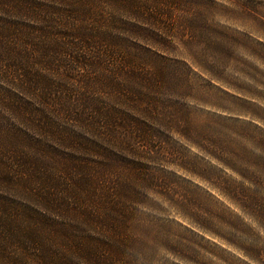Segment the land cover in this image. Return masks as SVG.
Segmentation results:
<instances>
[{
  "label": "rangeland",
  "instance_id": "obj_1",
  "mask_svg": "<svg viewBox=\"0 0 264 264\" xmlns=\"http://www.w3.org/2000/svg\"><path fill=\"white\" fill-rule=\"evenodd\" d=\"M153 1L164 12L152 21L142 6ZM93 4L98 13L81 30L41 31V22L0 10L5 39L44 35L42 48L58 58L54 70L26 61L52 87L47 101L0 75V169L15 149L40 165L0 177V223L50 220L55 227L40 224L44 243L64 264H264V226L244 211L252 195L264 206V0ZM71 37L98 45L79 50L88 66L49 45ZM99 171L117 190L118 226L107 235L113 250L100 252L106 235L83 214L99 209L90 198ZM43 190L79 211L47 208ZM9 235L0 233V264H39Z\"/></svg>",
  "mask_w": 264,
  "mask_h": 264
},
{
  "label": "trees",
  "instance_id": "obj_2",
  "mask_svg": "<svg viewBox=\"0 0 264 264\" xmlns=\"http://www.w3.org/2000/svg\"><path fill=\"white\" fill-rule=\"evenodd\" d=\"M59 3L61 6H48L44 8L41 7L39 3H30L28 0L24 3L0 0V10L9 15L24 16L26 18L41 22L43 25L39 27L41 31H46L45 24L47 23L62 24L63 26H68L69 28L78 30L85 29L88 27L87 25L91 23L89 22V18L95 16V14L98 13L97 7L93 4V0H60ZM163 9V7L161 8V3L157 1H153L146 6H142V10H145L146 13L152 15L150 17L152 21L157 18V13L164 12ZM98 22L101 21L97 20L96 23ZM21 30H23V28L18 27L15 32ZM9 31L10 30L7 27L0 29V75L5 77V79L17 81L18 86L27 90L33 92H38L39 90L38 94L42 96L43 100L47 101V96L49 95L48 90H51L52 87H50L48 84H43L44 87H42V82H39L30 69L32 67L31 64H28L26 61H34L43 69L54 70L57 68L56 62H58V58L51 54L53 51L52 48H42V46H45L43 45L45 41L49 39L44 35L32 37L29 34H24L20 36L14 35V38L10 39L9 41L4 38L7 36ZM16 39H20L17 47L12 44V42L15 43ZM70 39L76 41L63 44L60 42H53L51 44L49 43V45L56 46L60 44L66 46L69 51L66 54L72 56L71 61L76 62L78 66H88V64L91 62H89V60L84 56V54L79 52V50H98V45H96L95 41H93L90 37H71ZM24 46H27L29 50H22V47L24 48ZM74 48L77 50L75 51ZM55 49L57 53L56 55H61L65 52L57 47ZM16 110L18 109L16 108ZM27 113L34 114L33 110H29ZM39 125L41 128H49L47 125H44L43 122L39 123ZM1 143L2 142L0 140V147L2 146ZM12 153L13 155L8 156L11 158H8L3 154L1 155L4 162V167L10 170L3 171L0 169V177L4 180L11 179L10 172L11 170H14L12 167L20 168L22 170L29 168L30 170H33L34 164L40 166L36 160H34V158H30L29 160L26 156H20L16 149L15 151L13 150ZM5 160L7 162H5ZM29 164H31V167H28ZM99 173H101L100 178L97 179L95 187L92 188L94 190L92 193H90L91 200L93 202V198L96 200L97 203H94L95 205H98L99 209L90 207L88 213L84 211L83 214H85L88 219L95 221V223L101 227L102 232L106 235V239L98 240L97 245L100 252L103 248L113 250L110 242L111 239L107 235H109L112 230L117 229L118 226L111 215L113 214L114 207L117 203V190L111 186L110 180L104 171H99ZM82 181L84 182H81L80 185L84 186V184H87V178L82 179ZM36 195L40 197L38 199L42 201L47 208L51 207L56 210L70 208L71 210L77 212L79 211L78 209L69 205L70 197L68 198L67 196L62 195V193L59 191L55 192L51 190H43V192H40V194L37 192ZM250 198L252 199L254 196L252 195ZM250 198L248 200V204H245L246 206H244V211L260 225L264 226V206H253L251 204ZM86 209L88 208H85V210ZM100 210H104L106 212L103 214ZM35 223L38 225L27 228L22 227L15 221L7 222L3 225L0 223V233L3 231L6 234L10 233L11 235L8 236L10 240L16 241V245H19L20 248L24 249L28 255L32 256L33 258L36 257V260L39 261V264H64L65 261L57 260L56 262L50 257L48 246L44 243L45 236L43 232L44 230L42 228L43 226L40 225L46 224L55 227V224L50 220L47 221L45 219H38V223ZM14 232H22V234H14ZM1 242L0 251L1 249L5 248L3 242L6 241L2 240ZM89 249L91 250L92 248Z\"/></svg>",
  "mask_w": 264,
  "mask_h": 264
}]
</instances>
